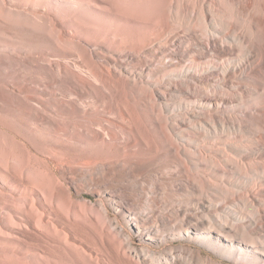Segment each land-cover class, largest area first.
<instances>
[{"label":"bare ground","instance_id":"1","mask_svg":"<svg viewBox=\"0 0 264 264\" xmlns=\"http://www.w3.org/2000/svg\"><path fill=\"white\" fill-rule=\"evenodd\" d=\"M257 20L264 0H0V235L25 248L0 264H264Z\"/></svg>","mask_w":264,"mask_h":264},{"label":"rangeland","instance_id":"2","mask_svg":"<svg viewBox=\"0 0 264 264\" xmlns=\"http://www.w3.org/2000/svg\"><path fill=\"white\" fill-rule=\"evenodd\" d=\"M256 23H257V25H258V29H257V31H255V32H257V35H256V40L261 44V46H262V49H261V52L263 53L264 52V22L263 21H261V20H257L256 21ZM230 113H232V112H229V114ZM227 114H228V112H227ZM18 160H16V162H15V169L17 170L19 167V169L17 170V171H20V169H21V166H19L20 165V163L19 162H17ZM19 164V165H18ZM18 167V168H17ZM35 180V179H34ZM37 181V180H36ZM75 197L77 198V199H79V198H81L82 197V199H87L88 201H96L97 199H98V197L95 195V194H92L91 192H84V193H82L81 195H78V196H76L75 195ZM85 197V198H84ZM75 198V199H76ZM66 199V198H65ZM64 198L60 201V204H62L63 202V204L62 205H64L65 204V201L67 202L66 203V205H64V206H60V204H57L58 205V207H60V208H58L57 207V205H56V207L54 208V210H55V212L57 213V215H58V213H59V215H58V217L59 218H62V219H67V217L69 216V212L68 213H66L68 210L67 209H69V207H70V203L68 204V199H66L65 200ZM85 199V200H86ZM63 200H65V201H63ZM67 204L69 205V207L67 206ZM78 206L80 205V204H82V205H80V208H79V210L80 209H82V211H83V213H87L88 215H90L89 213H91V218H92V221L93 222H95V223H93V225L94 226H92V224H89L88 222H86V221H84V220H82V222L84 223V225H86L85 227H87V225H89L87 228H92L91 230L90 229H87L89 232H90V237H95L94 239H96L97 238V236H101V230H99L100 229V223H103L102 221H103V219L102 218H100V215L98 214V212H96V210L95 209H92L93 207L91 206V205H88V206H86V205H84V203L83 202H80V204H79V201H78ZM65 206H67L68 208L66 209L65 208ZM82 206H85V207H83V208H81ZM57 208V209H56ZM90 209V212H88L89 210H87V209ZM67 211H66V210ZM62 211V212H61ZM86 211V212H85ZM92 211V212H91ZM94 212H96L97 214H96V218H95V214H94ZM66 213V214H65ZM60 214H62V215H60ZM86 214V215H87ZM94 214V215H93ZM99 215V216H98ZM112 215L113 216H116V214L115 213H113L112 212ZM60 216H62V217H60ZM66 216V217H65ZM81 217V216H80ZM84 217V214H82V219H84L83 218ZM69 218V217H68ZM94 219V220H93ZM102 221H101V220ZM79 220H80V218H79ZM96 220V221H95ZM99 220V221H98ZM81 221V220H80ZM98 222H100L99 224H98ZM88 223V224H87ZM98 224V225H97ZM102 225V224H101ZM104 225V224H103ZM103 225H102V227H103ZM80 227V226H79ZM99 227V228H98ZM95 228H96V230H95ZM79 229V228H78ZM107 229H109L108 227H107ZM94 233H93V232ZM78 232L81 234V235H84L85 236V232H84V230H78ZM93 234H92V233ZM96 233V234H95ZM80 235V236H81ZM89 235V234H88ZM8 236H9V232L8 233H3V234H1L0 235V246H9V247H14V248H20V249H25L24 248V246H23V243L21 242V241H17L16 239H13V238H8ZM111 236V235H110ZM114 237V236H113ZM112 236L110 237V241H111V243L114 245V246H119L118 244H119V239L117 238L116 239V237L115 238H113ZM135 244H138V242H139V240H138V236H135ZM112 239V240H111ZM118 241V242H117ZM98 243V242H97ZM118 243V244H117ZM117 244V245H116ZM172 244H174V245H181V244H185L183 241H176V242H174V243H172ZM97 247H100V245H97ZM203 248V250H204V252L206 253V254H209V255H212V256H214L215 258H219L212 250H210V249H208V248H206V247H202ZM162 249H163V247H158L157 248V250H158V252L160 253L161 251H162ZM13 259V258H12ZM15 261V262H14ZM227 261V260H226ZM12 262L14 263V264H32V262H30V260L29 259H25V258H23V257H20V258H18V259H16V258H14L13 260H12Z\"/></svg>","mask_w":264,"mask_h":264}]
</instances>
